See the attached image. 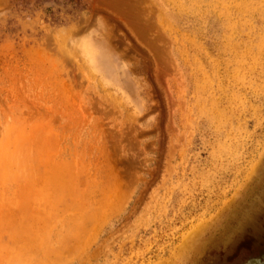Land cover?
<instances>
[{
    "label": "rangeland",
    "instance_id": "obj_1",
    "mask_svg": "<svg viewBox=\"0 0 264 264\" xmlns=\"http://www.w3.org/2000/svg\"><path fill=\"white\" fill-rule=\"evenodd\" d=\"M264 264V0H0V264Z\"/></svg>",
    "mask_w": 264,
    "mask_h": 264
},
{
    "label": "water",
    "instance_id": "obj_2",
    "mask_svg": "<svg viewBox=\"0 0 264 264\" xmlns=\"http://www.w3.org/2000/svg\"><path fill=\"white\" fill-rule=\"evenodd\" d=\"M246 264H248V263H246Z\"/></svg>",
    "mask_w": 264,
    "mask_h": 264
}]
</instances>
